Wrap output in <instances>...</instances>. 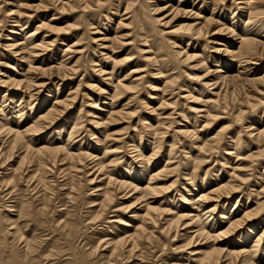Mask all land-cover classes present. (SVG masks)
I'll list each match as a JSON object with an SVG mask.
<instances>
[{
    "label": "bare ground",
    "instance_id": "6f19581e",
    "mask_svg": "<svg viewBox=\"0 0 264 264\" xmlns=\"http://www.w3.org/2000/svg\"><path fill=\"white\" fill-rule=\"evenodd\" d=\"M0 68L3 184L94 185L47 264H264V0H0Z\"/></svg>",
    "mask_w": 264,
    "mask_h": 264
},
{
    "label": "rangeland",
    "instance_id": "374dc122",
    "mask_svg": "<svg viewBox=\"0 0 264 264\" xmlns=\"http://www.w3.org/2000/svg\"><path fill=\"white\" fill-rule=\"evenodd\" d=\"M34 4H37V3L34 2ZM33 31H34V29H33ZM56 49H58L57 46H55V50ZM10 65L13 66V63L11 62ZM0 69H2V68H0ZM5 70H8V69H5ZM75 84H78V81L74 82V85ZM53 90H56V87H55V89L53 88ZM46 95H48V93L45 94V96ZM42 141L46 142L45 138H43ZM5 142H6V138L1 137L0 138V153L6 147ZM3 172H4L3 169H0V259H1L0 264H2L3 263L2 261H4V260L5 261L3 264H17V263L18 264H23V263L24 264H40V263L41 264H47V261H48L47 259H50L48 254L51 253L54 248L47 246V243H49V245L53 244L51 242V240L49 242H46V241L49 240V237L51 239L53 234H54L53 233L54 232L53 227L56 226V224H57L56 220L59 219V217H60V212L58 210H61L62 208H64V207H62V205H66L67 206L66 208H68V209L66 210V212H61V213H67V212L73 213L75 218L73 217L72 219H75L77 222H81V223L85 222L88 219L87 217L90 216V215H87L86 213L89 212L88 207L90 206V204H88V203L94 197L91 195V193L93 192L92 188H94V185H90L88 183V177H86V176L82 177L83 176L82 174L79 175V177H82V180H81L82 183L80 184V186H76V188H78V190L74 191L73 194L78 192L80 196L75 194L76 196H78V198L72 204L71 200H68L67 195H66L67 193L70 192L68 190L69 186L63 188V185L65 183H68L69 180H67V177H64L59 172L56 173V171H55V173L53 175V177L55 179V182L53 184L54 186L51 188V190H48V193H47L50 199L47 198L46 201H43V200H41V199H43V195H42L43 189L36 190L34 188V186L32 185V183L27 182L28 180L26 182H24L22 185H20V187H19L20 190L17 193H15L13 190H11V188L8 190V188L3 184V181H2V177L4 176V174H6ZM65 178H66V180H65ZM36 191H40V196L42 195V197H40L39 200L35 199L39 195H37L33 198V195L36 193ZM93 195H95V194H93ZM121 196L122 195H120V197ZM122 201H124V200H120V202H122ZM23 203L30 206L32 212L29 215H22L21 218H18V216L20 217L19 212L22 209ZM44 203H46L48 207L45 208L44 213H41L40 210L42 209ZM128 204L129 203H127L125 205H128ZM56 207H57V210L56 209L53 210ZM53 211H54V213H53ZM71 211H74V212H71ZM123 215H125V214H123ZM113 216H116V215L114 214ZM65 217L66 216H64V218ZM13 222H15L17 224L16 229L17 228L23 229L22 232L25 234L24 236L27 237L28 239H32L34 236L35 237L37 236L38 238H40L35 243V245L38 247L37 248L35 246L36 252L35 251L34 252L31 251L32 253L28 252L25 249L24 244L18 243V240L17 241L14 240V238L12 237L13 234H11L14 232V230H12ZM50 228L52 229V233H51ZM47 234H49V235L47 236ZM102 235H104V234H102ZM45 239H47V240H45ZM5 241L8 244V246L6 244L7 248H9V249H7V253H5L3 250L6 247ZM44 241H45V243H44ZM174 243H176V244L173 248L181 247L182 244L183 245L185 244L184 240L183 241L180 240L179 242H174ZM1 244H3V245H1ZM54 251H56V249H54ZM11 253H13V259L15 260V261L14 260L13 261L15 263H12V257H10L12 255ZM29 253L32 254L33 256L30 255ZM181 254H184V252H182ZM28 255H30V256H28ZM185 255H186V253H185ZM34 256L36 258L35 260H33ZM173 256H174L173 257L174 259L178 260L180 255H178V254L174 255L173 254ZM9 257L11 258V260ZM180 257L182 258V256H180ZM186 257H187V255H186ZM8 258H9V261H8ZM183 258H185V256H183ZM21 260H23V262ZM170 260L171 259H169L168 261H170ZM158 264H161V263H158Z\"/></svg>",
    "mask_w": 264,
    "mask_h": 264
}]
</instances>
